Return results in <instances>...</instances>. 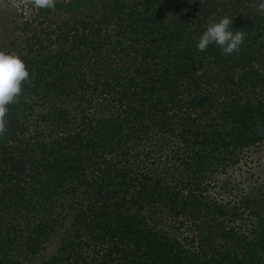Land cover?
<instances>
[{
    "label": "trees",
    "instance_id": "obj_1",
    "mask_svg": "<svg viewBox=\"0 0 264 264\" xmlns=\"http://www.w3.org/2000/svg\"><path fill=\"white\" fill-rule=\"evenodd\" d=\"M31 1L0 264H264V0ZM224 16L240 51H199Z\"/></svg>",
    "mask_w": 264,
    "mask_h": 264
},
{
    "label": "clouds",
    "instance_id": "obj_2",
    "mask_svg": "<svg viewBox=\"0 0 264 264\" xmlns=\"http://www.w3.org/2000/svg\"><path fill=\"white\" fill-rule=\"evenodd\" d=\"M33 4L37 8H52L54 0H33ZM261 12H264V7L261 8ZM244 39L243 32L233 30L232 19L224 16L208 24L199 37L196 47L203 52L210 45H215L219 47L222 54L231 55L240 51ZM28 77L29 71L19 55L0 51V135L6 132L4 117L7 106L16 102L22 92V83Z\"/></svg>",
    "mask_w": 264,
    "mask_h": 264
},
{
    "label": "rangeland",
    "instance_id": "obj_3",
    "mask_svg": "<svg viewBox=\"0 0 264 264\" xmlns=\"http://www.w3.org/2000/svg\"><path fill=\"white\" fill-rule=\"evenodd\" d=\"M63 1V0H61ZM34 9H32L31 0H0V27L14 26L16 20H28L31 18ZM255 155V160L258 159V163L262 169H264V147L259 150ZM249 168V167H246ZM237 176H240L238 174ZM249 177L244 175L243 178ZM53 248L49 252H52Z\"/></svg>",
    "mask_w": 264,
    "mask_h": 264
}]
</instances>
